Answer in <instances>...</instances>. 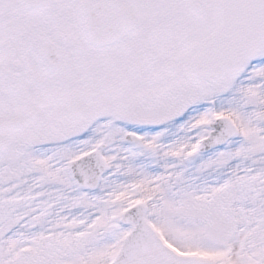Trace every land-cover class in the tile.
I'll return each mask as SVG.
<instances>
[{
  "label": "snow or ice",
  "instance_id": "obj_1",
  "mask_svg": "<svg viewBox=\"0 0 264 264\" xmlns=\"http://www.w3.org/2000/svg\"><path fill=\"white\" fill-rule=\"evenodd\" d=\"M0 264H264V0H0Z\"/></svg>",
  "mask_w": 264,
  "mask_h": 264
}]
</instances>
